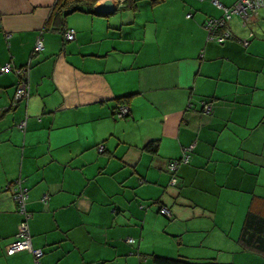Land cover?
Segmentation results:
<instances>
[{"label":"crops","instance_id":"crops-1","mask_svg":"<svg viewBox=\"0 0 264 264\" xmlns=\"http://www.w3.org/2000/svg\"><path fill=\"white\" fill-rule=\"evenodd\" d=\"M58 1L0 0V264H35L29 251L7 254L22 220L18 180L41 264L263 262L239 240L247 212L264 214V7L247 23L234 16L233 37L218 43L204 28L223 15L213 0L124 1L113 16L66 15L76 39L64 42ZM7 64L30 65V96L16 104L20 77ZM185 154L173 185L169 163ZM161 228L175 240L148 249Z\"/></svg>","mask_w":264,"mask_h":264},{"label":"built area","instance_id":"built-area-1","mask_svg":"<svg viewBox=\"0 0 264 264\" xmlns=\"http://www.w3.org/2000/svg\"><path fill=\"white\" fill-rule=\"evenodd\" d=\"M107 1V0H103ZM102 1V2H103ZM115 3L123 4L125 0H110ZM213 3L223 11V15L218 18H209L204 23V28L207 31L208 41H216L218 43H224L228 39L233 37V33L229 28V22L234 16H239L243 19L244 23L250 20L251 15L258 9L264 7V0H236L232 6L224 5L220 0H213ZM192 15L189 14L188 17ZM63 37L66 41H73L76 39V30L74 28H65L63 31ZM44 50V42L42 35L39 36L34 53H39ZM14 67L11 64H7L1 68L2 72L13 70ZM19 75L20 79L14 96V104L27 99L30 96V86L28 82L30 65L23 66L21 68L14 69ZM204 108L207 112L211 111V107L205 103ZM119 117H125L129 114V108L127 105H121L117 111ZM27 126V119L23 120L20 124V128L25 130ZM105 150L103 145H99V151ZM191 151L192 148H189ZM189 161V155L185 154L179 160H173L169 163L168 169L175 175L181 163H187ZM177 183V178L173 176L172 184ZM10 188V187H9ZM13 189V197L17 204L18 211L22 215V220L18 227V232L14 241L7 247V254L14 255L18 252L29 251L34 256L35 264H41V259L44 256L43 249H36L32 244V235L30 232L29 220L32 217V213L27 208V200L29 197V189L22 184L21 180H18ZM49 199L48 195H45L42 199L47 204ZM160 213L163 215L171 216L172 213L167 207H161ZM128 242L133 243V239H129Z\"/></svg>","mask_w":264,"mask_h":264},{"label":"trees","instance_id":"trees-1","mask_svg":"<svg viewBox=\"0 0 264 264\" xmlns=\"http://www.w3.org/2000/svg\"><path fill=\"white\" fill-rule=\"evenodd\" d=\"M126 1L128 4H130V2L133 0H125V3ZM94 4H95V0H59L57 3V6L59 7V9L55 13V17H56L57 23L59 24V26H61L60 28H61L62 36H63V31L66 28V27H63L64 19L66 15H68L69 13H72L73 11H85V9L93 12ZM64 42H68V41L64 39ZM121 99H125L124 101H126V99H128V96L123 97ZM13 103H14V98H13ZM123 105H126L125 102H123ZM146 147L151 152L156 153L159 147V142L156 140H153L149 142L146 145ZM174 176L176 177V175ZM165 216L169 219H172V215L171 216L165 215ZM239 241L245 249L247 250L250 249L259 254L264 255V214L253 211L251 209L247 212L245 219H244L243 226H242V231H241ZM44 255H45V252H44ZM152 257H153V261L155 262V264H223V263H217V262H196V261H192L187 258H184V257L172 258V257H166V256L157 255V254H153ZM259 264H264V261Z\"/></svg>","mask_w":264,"mask_h":264},{"label":"rangeland","instance_id":"rangeland-1","mask_svg":"<svg viewBox=\"0 0 264 264\" xmlns=\"http://www.w3.org/2000/svg\"><path fill=\"white\" fill-rule=\"evenodd\" d=\"M233 23L236 24L238 23L239 24V19H234L233 20ZM242 25V24H241ZM166 221H170L166 216L164 215H161ZM140 227V225H139ZM164 228H161V234H148L146 235L147 237V245L149 246L148 249H152L153 250V246H159L161 248H157V251H159V249H162L163 247L165 246H168L170 244V242L172 240H175V238L173 236H171L168 232H165L162 234V231L164 232L163 230ZM151 250V251H152ZM160 253V252H159ZM148 261V259H146V262ZM146 264H152L151 261H149V263H146Z\"/></svg>","mask_w":264,"mask_h":264},{"label":"water","instance_id":"water-1","mask_svg":"<svg viewBox=\"0 0 264 264\" xmlns=\"http://www.w3.org/2000/svg\"><path fill=\"white\" fill-rule=\"evenodd\" d=\"M125 6L123 4L115 3L110 0L103 1L99 5H96L94 7V11L98 15H104V16H109V15H115L117 12L122 10Z\"/></svg>","mask_w":264,"mask_h":264}]
</instances>
